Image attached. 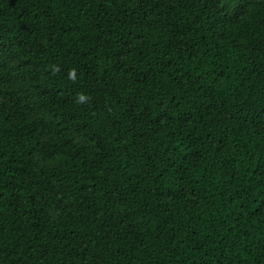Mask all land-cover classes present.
Listing matches in <instances>:
<instances>
[{"label":"trees","instance_id":"1","mask_svg":"<svg viewBox=\"0 0 264 264\" xmlns=\"http://www.w3.org/2000/svg\"><path fill=\"white\" fill-rule=\"evenodd\" d=\"M0 264H264V0H0Z\"/></svg>","mask_w":264,"mask_h":264}]
</instances>
